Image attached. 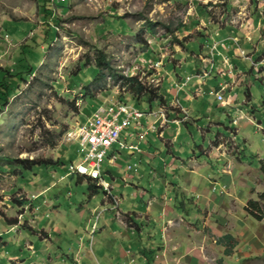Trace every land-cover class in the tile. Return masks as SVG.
<instances>
[{
    "label": "rangeland",
    "instance_id": "374dc122",
    "mask_svg": "<svg viewBox=\"0 0 264 264\" xmlns=\"http://www.w3.org/2000/svg\"><path fill=\"white\" fill-rule=\"evenodd\" d=\"M49 3L59 17L58 23L52 22L57 34L52 33L50 38L43 33L45 20L38 0H0V67L17 72L22 64L33 66L28 83L14 87L8 103L0 111V213L20 222L9 225L0 216L1 253L12 255L11 258L15 253L22 257L30 253L31 256L24 258L27 261L24 264H46L40 260L33 241L41 251L47 247L49 240H44L45 232L39 228L49 230L53 217L42 223L39 214H79L78 210L82 209L81 214H87L86 222L89 221L88 232L84 231L85 224L82 227L88 243L101 236V225L97 233L89 232L93 229V220L89 217L111 214L112 209L116 212L118 205L109 203L110 194L106 196L100 189L93 195L88 178L70 173V164L80 162L86 154L77 140L78 129L99 105L123 101L149 112L150 104L134 99L122 80L113 77L108 69L103 74L93 73L99 58L106 55L118 74L138 75L148 86H160L169 100L179 98L189 104L186 96L195 99L197 85L192 86V77L186 80V85L175 78L179 76L177 73L184 79L192 75L191 66L184 62L197 58L203 51L202 38L211 37L216 42L207 44L209 56L218 52V48L229 51L235 47L244 56L236 58V65L247 72L241 80L233 75L242 85L237 90L236 101L231 98L234 92L223 90L221 105L225 107L220 109L214 105L212 113L205 112L204 108L194 112L193 119L197 120L182 124L183 137L175 146L186 158L195 153L210 163L202 149H207L217 137L228 141L233 138L235 143L229 142L236 146L230 149L240 159L234 161L231 172L218 176L224 177L222 183L210 185L207 180L204 187L200 186L202 191H208V197L225 192V200L212 212L220 216L211 217V227L205 218L212 207L194 204L193 201L200 200L196 194L180 196L177 205L182 216L196 209L198 215L185 220L184 235L168 234L165 243L171 246L158 248L153 258L155 264H264V217L258 220L245 209L250 199L259 200L264 216V200L260 197L264 192V175L259 165V159L264 158V0H51ZM220 38L226 40L219 42ZM246 43L252 46L246 48ZM27 44L34 46L35 54H20L29 49ZM257 44L261 46L259 50ZM174 54H182V60L176 61ZM249 56L250 60L245 58ZM23 57L25 61L21 63L19 60ZM259 61L262 63L258 64ZM171 64L179 67L178 70ZM253 67L256 72L251 76ZM211 85L216 89L218 83L214 81ZM247 89L252 92L249 104H245L250 99ZM205 90L210 98L209 90ZM158 108L154 104L153 110ZM125 132L135 130L131 126ZM173 133L172 130L170 134ZM150 138L154 147L161 144L167 148L153 134ZM126 140L130 146L138 142V136L128 135ZM129 150L115 144L103 164V170L115 173V192L120 198H126L121 204L123 209L128 206L127 202L145 205L141 201L147 202L149 194L143 188L151 189L141 153L131 150L137 154L132 159ZM112 154L117 155L116 165L109 162ZM8 159L14 160L13 164ZM17 159L35 160L44 166L37 164L33 171L27 172ZM59 159L64 163H54ZM117 165L122 167L116 168ZM123 174L131 175L141 188L125 187ZM106 179L115 185L108 172ZM224 183L226 188L222 186ZM16 199L32 201L34 206L29 204L23 208L13 203ZM211 204L215 206L214 201ZM171 221L172 230L177 222ZM211 228L216 229L217 235L230 231L232 237L225 242L231 252L219 243L221 237L210 233ZM177 235L182 239H177ZM56 237L63 242L56 246L68 251L73 235L64 231ZM111 244L114 246L115 242L108 238L102 246L111 249ZM53 249L49 255H53ZM110 251L108 256L115 257L117 250ZM0 264L13 263L0 257Z\"/></svg>",
    "mask_w": 264,
    "mask_h": 264
},
{
    "label": "crops",
    "instance_id": "0c3cea01",
    "mask_svg": "<svg viewBox=\"0 0 264 264\" xmlns=\"http://www.w3.org/2000/svg\"><path fill=\"white\" fill-rule=\"evenodd\" d=\"M202 39L205 42H203L204 47L201 49L203 51L200 52L197 58H191L189 62H184V64L191 66L192 75H188V77L193 78L192 86L197 85L196 90H194V94L198 92L195 96L196 98L194 99L193 96L187 95L186 100L190 103L186 104L183 99L177 98L169 100L165 96V103L153 102V104L150 105V111L147 112L148 115L140 120V124L137 121L133 122L132 127L135 132H125V130L129 127L122 132V134L124 132L126 133L123 137L121 136V142L125 145H127L126 138L128 135L132 137H135V135L138 136V142L130 145H133V148L127 145L125 149L136 150L138 153H141V160L145 166V171L149 172L148 181L151 189L143 188L145 193L149 194V197L147 202L144 200L141 201V203H145V205L140 204L138 201L137 202L139 204L136 201L135 203L131 202V204L127 202L126 204H128V206L123 209L121 204L123 199L126 198H120L115 192V188L117 186V178L114 175L115 173L109 170H102L104 179L109 182L106 179L108 172L115 185L109 182L111 184V188L110 192H107L103 187H97L99 185H97L96 181L88 178L89 185H94L92 186L91 191L94 195L100 189H103L106 196H109L108 194L111 196L108 200L109 203L113 204V202H116L118 208L115 209L116 212L112 209L111 214H98L96 217L93 215L89 217V220H93V229L89 232L94 234L97 233L98 227L101 225V236L97 239L88 241V243L85 241L86 236L83 233L82 227L85 224L84 231L88 232L86 227H88L89 221L87 220L86 222L87 214H81L83 212L82 209L78 210L79 214H39L41 217L40 221L42 223L48 221L51 216L53 217L50 228L49 226L47 227L49 230L46 228H39L40 231L43 229L45 232L46 238L44 240H49L47 247L41 251V248L39 249V247L36 246L35 241H33L34 249L38 253L40 260L43 259L46 264H155L153 256L156 254L155 252L157 249H163V245L165 249H168L171 246V243L170 245L169 243H165L168 234L173 235L175 233L178 235H184L183 228L185 220L193 219L198 215L196 209L195 211H190L187 215L182 216L180 213L181 210L177 205L180 196L186 197L189 196V194H196L199 196L200 200L199 202L193 201L194 204H201L205 207H209L210 205L212 207H210L212 211L209 213V216L205 218L209 227H211V217L214 215L217 217L220 216L219 214L213 215L212 212L213 210L216 211L217 206L225 200V196H223V193L225 192L220 193L222 195L208 197V191H206V189L202 191L201 188L204 187L207 180L210 185L212 182L222 183L224 177L218 176L221 173L227 174L231 172L234 161L240 159V155H237L233 149H230V146H236V144H231L229 142L232 141L235 143L233 138L228 141L225 138L217 137L216 141L211 142V145L207 149H202V153H204V156L210 160V163L206 160L202 161V159L195 153L186 158L181 152V149L175 145L183 137L182 124H188L189 122H195L197 120L193 119L192 115L194 112H197L200 108H204L205 112L212 113L214 105L220 109L225 107L221 105V101L218 100L216 93H221L223 90L229 89L234 92L235 96H231V98H234L233 101H236L237 90L239 87H242L240 80L247 70L242 69L243 67H240L239 65H236V60L244 57L236 51L237 48L233 46L234 51L232 49V51H228L226 50L227 48H224L225 50H219L218 48V52L209 56L207 53V44H213L216 41H213L211 37ZM223 40H226V38H220L219 42H223ZM235 44L236 43H234V45ZM251 46L252 45L250 43H246L245 47L249 48ZM260 47V44H257V50H259ZM181 55L182 54H176L175 56L174 54L176 61L180 62L182 60ZM245 58L250 60L251 57L249 56ZM165 59L166 58L163 59V62ZM260 63H262V61H259L258 64ZM184 64H182V66ZM232 64L234 67L231 66ZM168 65L170 66V64ZM171 66H173L175 70H178L179 68L172 64ZM251 70L252 76L256 70H254V67ZM177 74H179V76L176 77L175 80L177 79V81L181 80L182 82H186L188 77L184 79L180 73ZM233 75H238L240 80H237V78L234 79ZM168 76L169 79H173L171 75ZM214 81L218 83L217 87H221L219 91L212 87L211 82ZM161 84L162 82L160 85ZM205 89L209 90L210 98H207L208 96ZM247 91L250 92V99H247L245 104H249L248 102L252 98L251 90L247 89ZM154 104L158 105L159 108L157 110H153ZM229 104L230 103H228L227 106ZM233 121L237 122L238 119H234ZM172 130L174 133L170 134ZM238 132L239 131L237 130L236 133ZM152 134L154 137L159 139L162 144L164 143L167 148H164L161 144H159L160 148L154 147L153 144L155 143H152L151 141H153V139L150 138V135ZM136 146H138V149L135 148ZM131 150H129L128 153L131 154L132 159L136 158L137 154ZM237 153H239V150ZM112 157L113 154L109 157V160ZM117 159L116 155V159H112V161L109 162L116 165L115 161ZM121 167L122 165L116 166V168L119 169ZM120 171L121 170H118V172ZM84 178L87 179V177ZM122 180L125 187L131 190L132 187L141 188V186L135 183L134 178L131 175L123 174ZM222 186L226 188V183ZM113 198H115L114 201H112ZM213 201L215 202V206L211 204ZM105 204H107L106 201ZM129 206L131 207L127 210ZM199 209L200 208L198 207V210ZM221 210H218V212L220 213ZM117 212L119 214H117ZM36 215L39 216L38 214ZM68 216H70V219H68ZM171 220L177 222V226L174 224L176 228L173 226L174 229L172 228V230V226L170 225L172 222ZM178 220L181 221L178 222ZM190 222L191 221L188 223ZM94 226H96V229ZM186 227L190 226L187 224ZM29 230L32 232L31 228H29ZM64 231H68L74 237L71 243H69L70 247L67 249L68 251H64L63 247L56 246L59 245V243L63 244V242L59 241L56 235H61ZM210 233L216 234V229L211 228ZM220 233L223 234V236H219L221 234H216L218 237H221L219 238V243L226 246L225 241L228 239L224 237L231 233L228 230L221 231ZM178 235L176 238L182 239V237ZM39 237L41 238L40 235ZM108 238L113 241V244L115 242L114 246L112 244L110 245L113 246L111 249H108V247L104 248L102 246L105 239ZM51 248H54L53 255L48 254ZM225 248V250H231L227 246ZM109 250H117L116 256H108ZM0 254L1 258L3 257L8 259L13 264H24L27 262L24 258L31 256L30 253L27 254L26 257H22V255L15 253L13 257H16L15 259H17V262L14 263L13 261L16 260L11 258L12 255H10V257L5 256L1 253V251ZM47 254L48 259L46 260L45 256ZM76 255L78 258L75 257Z\"/></svg>",
    "mask_w": 264,
    "mask_h": 264
},
{
    "label": "trees",
    "instance_id": "16d2710c",
    "mask_svg": "<svg viewBox=\"0 0 264 264\" xmlns=\"http://www.w3.org/2000/svg\"><path fill=\"white\" fill-rule=\"evenodd\" d=\"M39 1V5L42 8L41 13L43 16L44 21V27L46 28V30L43 29V33L45 34V37H51L52 33L53 34H57L56 30L54 28H52V22L55 21L58 23V19L59 17H56V14L53 13V7L51 5V3H49L51 0H38ZM151 26L150 28L153 27V25H149ZM35 41V40H34ZM42 42H45V40H43ZM26 47H28L29 49L27 51L22 50L20 54L22 55H27L28 53L31 54H35L34 51V46L32 44H27ZM39 58V57H38ZM25 58H21L19 61L22 63ZM26 65L22 64L21 65V69L17 72H15V70H10V69H6V68H2L0 67V111L3 109V107L8 103L10 96H11V92L13 90V88H17V86H22L23 84L28 83L29 81V77L31 76L33 69L32 67H25ZM25 68V69H24ZM108 69L111 73V75L113 77H119V79L122 80V85L125 86V89L134 97V99H136L138 102H140L141 100H145L147 101L150 105L153 104V102H157V103H165L166 102V98L165 95L161 92V88L160 86L158 87H151L148 86L147 84H145L138 75L136 76H124L123 74H118L116 70H114L112 68V64L111 62L107 59L106 55H102L99 58V61L97 63V67L95 70H93V73H95L96 75L99 74H103L104 70ZM219 89H221V87H217L216 90L219 91ZM248 96L250 95V92L247 91ZM8 163L13 164L12 162L14 160L8 159ZM16 162L20 163L21 167H23L24 169H26L27 172L29 171H33L34 167L39 164L41 167H43L44 165H42V162H37L35 160L32 161H28V160H24V159H17L15 160ZM30 163V164H26V163ZM56 164H63L64 162L59 159L56 162H54ZM259 165H260V170L264 175V158L259 159ZM46 167H48V165H46ZM49 168V167H48ZM92 186H94L93 184L90 185V189H92ZM100 187V186H97ZM260 197L264 200V192L261 193ZM14 204H18L19 206H22L23 208L26 205H33L32 201H23V200H13ZM245 209L248 211V213L252 216L255 217L258 220H262L263 219V215H262V207L261 204L259 202V200H255V199H250L247 203V205L245 206ZM0 216H2L5 221L7 222V224L11 225V224H19L20 222H17V219H10L8 218L5 214L0 213ZM232 236L230 235H226L224 238H231ZM227 252H231V250H226Z\"/></svg>",
    "mask_w": 264,
    "mask_h": 264
},
{
    "label": "built area",
    "instance_id": "2783aa9c",
    "mask_svg": "<svg viewBox=\"0 0 264 264\" xmlns=\"http://www.w3.org/2000/svg\"><path fill=\"white\" fill-rule=\"evenodd\" d=\"M187 82L182 84L186 85ZM216 96L219 101L224 100L221 93H216ZM146 115L147 112L128 102L99 105L78 129L77 140H80V145L86 150V154L80 162L73 161L70 164V173L90 178L110 192L111 184L104 179L102 173L108 151L115 144L125 148L127 145L121 142L122 132L132 126L133 122L137 121L140 124V120ZM130 147L133 148V145ZM135 148L138 149V146ZM112 159H116V155L113 154L109 161Z\"/></svg>",
    "mask_w": 264,
    "mask_h": 264
}]
</instances>
